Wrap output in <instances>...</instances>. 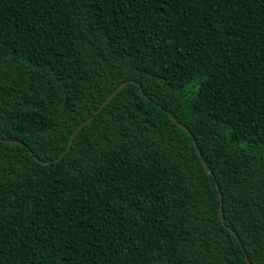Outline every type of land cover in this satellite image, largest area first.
<instances>
[{
    "label": "trees",
    "instance_id": "16d2710c",
    "mask_svg": "<svg viewBox=\"0 0 264 264\" xmlns=\"http://www.w3.org/2000/svg\"><path fill=\"white\" fill-rule=\"evenodd\" d=\"M0 264H264V0H0Z\"/></svg>",
    "mask_w": 264,
    "mask_h": 264
},
{
    "label": "water",
    "instance_id": "95a60500",
    "mask_svg": "<svg viewBox=\"0 0 264 264\" xmlns=\"http://www.w3.org/2000/svg\"><path fill=\"white\" fill-rule=\"evenodd\" d=\"M125 85V82H121L120 84H118L115 88H113L110 93L100 102V104L97 106V108L95 109V112H97L100 108H102V106H104L113 96L114 94L120 89L122 88L123 86ZM92 118V115L88 116L87 118H85L84 120H82L81 122H79L74 128L73 130L71 131L70 135H69V138L67 140V143L64 147V149L59 153V155L54 159V161L58 160L62 155L63 153H65L70 144H71V141L73 139V136L75 135V133L79 130V128H81L85 123H87L88 121H90ZM172 119V118H171ZM173 120V119H172ZM175 123H177L175 121ZM179 127L182 128L184 131L188 132L187 129L183 126V125H180L179 124ZM197 154H198V157L200 158V162H201V165L202 167L204 168V170H206V165L204 163V161L201 159L200 157V154L198 153V150L195 148ZM36 160H38L35 156H33ZM39 161V160H38ZM39 162H42V161H39ZM215 187L216 189H218L217 185L215 184ZM218 197L220 198V193H218ZM218 216H219V220L222 222V213H221V207L220 205L218 206ZM230 232H232L230 230Z\"/></svg>",
    "mask_w": 264,
    "mask_h": 264
}]
</instances>
